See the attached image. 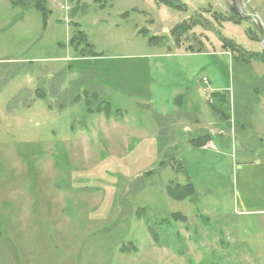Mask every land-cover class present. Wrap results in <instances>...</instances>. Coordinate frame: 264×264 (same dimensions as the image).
Listing matches in <instances>:
<instances>
[{
  "label": "rangeland",
  "instance_id": "rangeland-1",
  "mask_svg": "<svg viewBox=\"0 0 264 264\" xmlns=\"http://www.w3.org/2000/svg\"><path fill=\"white\" fill-rule=\"evenodd\" d=\"M179 1L46 0L43 19L36 0H0V264H253L264 249L232 202L237 142L264 147L258 28L234 0ZM242 3L264 26V0ZM188 181L190 197L168 194Z\"/></svg>",
  "mask_w": 264,
  "mask_h": 264
},
{
  "label": "crops",
  "instance_id": "crops-1",
  "mask_svg": "<svg viewBox=\"0 0 264 264\" xmlns=\"http://www.w3.org/2000/svg\"><path fill=\"white\" fill-rule=\"evenodd\" d=\"M221 96L222 95L218 90L211 92L208 99L209 104H212L214 102V98L220 99ZM175 103V123H181L179 118L180 114L176 113L177 107L180 106V101H176ZM257 103L258 105L256 112L259 115L260 107L262 108V106H264V98L258 97ZM176 115H178L177 118ZM260 117L259 120L254 121V116L251 119V123H254L258 127V131H260L264 135V112ZM192 120L193 124L191 125L194 128V126L196 127V125H194L196 123L194 122L198 121L197 116ZM214 125L216 127H220V124L216 122L214 123ZM184 127L188 126L184 125ZM220 132L221 129H219L218 131V135L221 138ZM261 139L262 138L259 137L258 142L261 143ZM220 141L223 142V147L226 148V144L228 143L227 137L221 138ZM189 142L190 144L195 143V141L193 140H190ZM198 142L199 144L193 145L200 146L203 150L210 149L212 151H215L217 149H220L211 141L205 142L204 145L200 144L201 141ZM253 142L254 140L252 139H250L248 142H237L242 152V159L238 164L234 165V173L232 178V202L234 209L238 212V215L242 217H253L254 220H258L257 225H261V227H264V147L255 146ZM190 183L194 185V181H191ZM259 247L262 246L259 245ZM263 254L264 249H255V256L253 257L252 263L264 264Z\"/></svg>",
  "mask_w": 264,
  "mask_h": 264
},
{
  "label": "trees",
  "instance_id": "trees-1",
  "mask_svg": "<svg viewBox=\"0 0 264 264\" xmlns=\"http://www.w3.org/2000/svg\"><path fill=\"white\" fill-rule=\"evenodd\" d=\"M41 1V2H40ZM36 0V4H35V8L43 15V19L46 18L48 9L46 8V6H44L46 0ZM109 1L112 0H93V2L97 3L98 6L100 7H104ZM161 4H164L168 7L174 8L176 10L179 11H185L186 10V5L182 2H180L179 0H158ZM15 4H18L16 1H14ZM234 7V6H233ZM47 9V10H46ZM233 9V8H232ZM234 11L236 10L235 8L233 9ZM237 11V10H236ZM237 15L240 17L239 13L237 12ZM193 18L190 17V20L188 22L184 21L183 23L179 24L178 27H182L183 25V29H188L190 28L189 26L191 25ZM76 28L74 34L70 37L69 39V43L72 42L74 43H80L81 41L85 40V34L79 29V24L78 23H74L73 24ZM156 38L149 36V40L154 41ZM233 41L229 40V39H223L222 40V44L224 45L225 48L229 47V49L233 50V51H237L239 49V46L237 44H230ZM89 44V43H88ZM79 46V45H76ZM247 57L248 58H255L256 60H259L261 62L264 63V50L260 51V52H250L247 53ZM213 105H215V103H213ZM216 106H213L212 109H215ZM90 110V109H88ZM105 111V113L108 115H110L111 112V106L110 104L107 102L106 105L100 109V111ZM117 110V109H116ZM91 111V110H90ZM192 183H186V184H177L175 185V188H168L167 192L168 194L175 198V199H185L188 196L190 197L193 194V188H192Z\"/></svg>",
  "mask_w": 264,
  "mask_h": 264
},
{
  "label": "water",
  "instance_id": "water-1",
  "mask_svg": "<svg viewBox=\"0 0 264 264\" xmlns=\"http://www.w3.org/2000/svg\"><path fill=\"white\" fill-rule=\"evenodd\" d=\"M234 3H235V7H236L237 11L240 13L242 18L255 21L256 26H257L258 31H259V34H260V37H261V44H262V47L264 49V27H263V24L261 23L259 17L255 14L244 13L242 0H234Z\"/></svg>",
  "mask_w": 264,
  "mask_h": 264
},
{
  "label": "built area",
  "instance_id": "built-area-1",
  "mask_svg": "<svg viewBox=\"0 0 264 264\" xmlns=\"http://www.w3.org/2000/svg\"><path fill=\"white\" fill-rule=\"evenodd\" d=\"M202 81H203L204 83H206V82H207V79H206V78H203Z\"/></svg>",
  "mask_w": 264,
  "mask_h": 264
},
{
  "label": "bare ground",
  "instance_id": "bare-ground-1",
  "mask_svg": "<svg viewBox=\"0 0 264 264\" xmlns=\"http://www.w3.org/2000/svg\"><path fill=\"white\" fill-rule=\"evenodd\" d=\"M244 12V11H243ZM244 13H246V12H244ZM240 14V13H239ZM259 17V16H258ZM260 19V18H259ZM249 20V19H248ZM253 21V20H252ZM260 21H261V19H260ZM255 22V21H254ZM262 23V22H261ZM263 24V23H262ZM264 27V26H263Z\"/></svg>",
  "mask_w": 264,
  "mask_h": 264
},
{
  "label": "flooded vegetation",
  "instance_id": "flooded-vegetation-1",
  "mask_svg": "<svg viewBox=\"0 0 264 264\" xmlns=\"http://www.w3.org/2000/svg\"><path fill=\"white\" fill-rule=\"evenodd\" d=\"M236 8V7H235ZM237 10V9H236ZM241 17V16H240Z\"/></svg>",
  "mask_w": 264,
  "mask_h": 264
}]
</instances>
